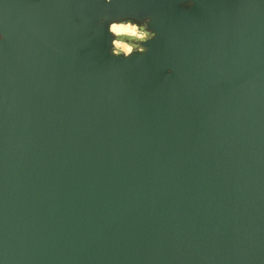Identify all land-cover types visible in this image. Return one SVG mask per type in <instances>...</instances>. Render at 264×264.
Here are the masks:
<instances>
[{"label":"water","instance_id":"obj_1","mask_svg":"<svg viewBox=\"0 0 264 264\" xmlns=\"http://www.w3.org/2000/svg\"><path fill=\"white\" fill-rule=\"evenodd\" d=\"M0 32L5 264H264V4L0 0Z\"/></svg>","mask_w":264,"mask_h":264},{"label":"clouds","instance_id":"obj_2","mask_svg":"<svg viewBox=\"0 0 264 264\" xmlns=\"http://www.w3.org/2000/svg\"><path fill=\"white\" fill-rule=\"evenodd\" d=\"M105 4H112L113 0H103ZM189 5L192 0H188ZM264 4V0H259ZM107 33L109 35L110 54L116 58L129 59L134 54L144 55L149 52L148 44L157 39L158 33L152 25V17L147 16L143 20L134 17L122 16L118 18L105 17ZM4 34L0 32V40ZM0 264H5L0 259Z\"/></svg>","mask_w":264,"mask_h":264}]
</instances>
